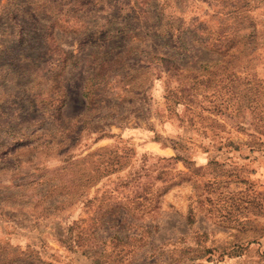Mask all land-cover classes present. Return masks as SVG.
<instances>
[{
    "label": "rangeland",
    "instance_id": "rangeland-1",
    "mask_svg": "<svg viewBox=\"0 0 264 264\" xmlns=\"http://www.w3.org/2000/svg\"><path fill=\"white\" fill-rule=\"evenodd\" d=\"M0 264H264V0H0Z\"/></svg>",
    "mask_w": 264,
    "mask_h": 264
}]
</instances>
